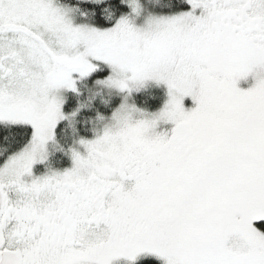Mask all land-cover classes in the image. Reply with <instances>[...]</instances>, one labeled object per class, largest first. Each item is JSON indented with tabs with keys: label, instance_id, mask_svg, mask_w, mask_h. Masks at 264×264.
I'll list each match as a JSON object with an SVG mask.
<instances>
[{
	"label": "snow or ice",
	"instance_id": "snow-or-ice-1",
	"mask_svg": "<svg viewBox=\"0 0 264 264\" xmlns=\"http://www.w3.org/2000/svg\"><path fill=\"white\" fill-rule=\"evenodd\" d=\"M0 264H264V0H0Z\"/></svg>",
	"mask_w": 264,
	"mask_h": 264
}]
</instances>
